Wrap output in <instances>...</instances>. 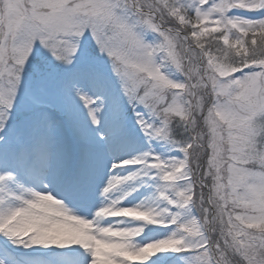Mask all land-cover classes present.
Instances as JSON below:
<instances>
[{"label": "snow or ice", "instance_id": "obj_1", "mask_svg": "<svg viewBox=\"0 0 264 264\" xmlns=\"http://www.w3.org/2000/svg\"><path fill=\"white\" fill-rule=\"evenodd\" d=\"M0 264H264V0H0Z\"/></svg>", "mask_w": 264, "mask_h": 264}]
</instances>
